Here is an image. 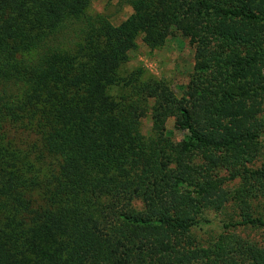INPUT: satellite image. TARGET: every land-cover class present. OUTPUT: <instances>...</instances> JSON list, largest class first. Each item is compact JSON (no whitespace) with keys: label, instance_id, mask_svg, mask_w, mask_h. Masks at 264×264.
Instances as JSON below:
<instances>
[{"label":"trees","instance_id":"trees-1","mask_svg":"<svg viewBox=\"0 0 264 264\" xmlns=\"http://www.w3.org/2000/svg\"><path fill=\"white\" fill-rule=\"evenodd\" d=\"M127 1L115 25L91 0H0V264H264V246L192 235L230 200L221 169L244 186L235 225L264 233V0ZM172 28L196 47L180 98L120 76L140 35Z\"/></svg>","mask_w":264,"mask_h":264},{"label":"rangeland","instance_id":"rangeland-1","mask_svg":"<svg viewBox=\"0 0 264 264\" xmlns=\"http://www.w3.org/2000/svg\"><path fill=\"white\" fill-rule=\"evenodd\" d=\"M133 10L127 0H91L88 16L100 17L115 25L125 21ZM78 23L71 30L72 34L79 31ZM196 47L185 38L180 31L172 28L165 42L159 46H152L144 41L140 35L135 46L128 52L127 61L120 68V76L128 77L138 74L142 80H157L162 83L166 94H175L181 97L191 80L195 77ZM109 94L118 98L121 92L118 89L109 91ZM152 106V105H151ZM264 106V105H263ZM151 108V107H150ZM264 121V110L261 115ZM141 133L146 138L154 137L153 119L151 110H147L141 119ZM165 136L174 145L182 143L188 133L177 129L176 118H169L165 126ZM260 156L251 166L257 169L264 164V133L259 139ZM220 178L225 181L224 188L229 202L221 211L209 210L204 218L211 223L193 231L196 245L204 248L214 247L221 235H234L259 246H264L263 230L253 226H238L235 223L241 220L239 211L240 190L244 187L241 179H231L230 172L221 169ZM247 199V198H245ZM252 211L256 215L264 216V201L259 198L250 202ZM229 225H232L229 227Z\"/></svg>","mask_w":264,"mask_h":264}]
</instances>
